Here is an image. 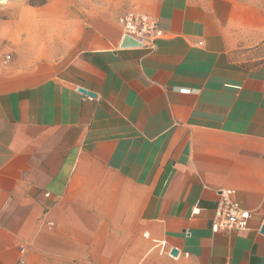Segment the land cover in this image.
<instances>
[{
	"label": "crops",
	"instance_id": "0c3cea01",
	"mask_svg": "<svg viewBox=\"0 0 264 264\" xmlns=\"http://www.w3.org/2000/svg\"><path fill=\"white\" fill-rule=\"evenodd\" d=\"M130 9L151 47H119ZM1 26L0 264H264V0H47ZM220 190L245 229L211 231Z\"/></svg>",
	"mask_w": 264,
	"mask_h": 264
},
{
	"label": "built area",
	"instance_id": "2783aa9c",
	"mask_svg": "<svg viewBox=\"0 0 264 264\" xmlns=\"http://www.w3.org/2000/svg\"><path fill=\"white\" fill-rule=\"evenodd\" d=\"M117 23L121 37H130L140 43L141 47H151L153 41L160 35L156 21L136 9L123 12ZM232 195L233 192L229 190L218 192L219 199L211 221L212 232L231 234L245 229L250 212L242 208Z\"/></svg>",
	"mask_w": 264,
	"mask_h": 264
},
{
	"label": "rangeland",
	"instance_id": "374dc122",
	"mask_svg": "<svg viewBox=\"0 0 264 264\" xmlns=\"http://www.w3.org/2000/svg\"><path fill=\"white\" fill-rule=\"evenodd\" d=\"M45 1L47 0H0V23L3 24L5 21L8 23L13 22L18 18L21 8L37 6L39 3ZM2 26L0 27V35L2 31L6 32L5 28L9 29V27ZM1 29L3 30L1 31ZM256 53L258 57H264V45L260 46ZM261 63H264V58L255 62V64Z\"/></svg>",
	"mask_w": 264,
	"mask_h": 264
},
{
	"label": "water",
	"instance_id": "95a60500",
	"mask_svg": "<svg viewBox=\"0 0 264 264\" xmlns=\"http://www.w3.org/2000/svg\"><path fill=\"white\" fill-rule=\"evenodd\" d=\"M120 48H134V47H141V44L138 43L137 41H135L134 39L128 37V36H124L120 42L119 45ZM78 91L84 95H87L89 97H95V94H93L92 92H89L83 88H78ZM262 233H264V227L262 228ZM176 250H172L171 251V255L175 256L176 255Z\"/></svg>",
	"mask_w": 264,
	"mask_h": 264
},
{
	"label": "trees",
	"instance_id": "16d2710c",
	"mask_svg": "<svg viewBox=\"0 0 264 264\" xmlns=\"http://www.w3.org/2000/svg\"><path fill=\"white\" fill-rule=\"evenodd\" d=\"M42 3H44V2H41V3H39L38 5H41ZM36 5V4H35Z\"/></svg>",
	"mask_w": 264,
	"mask_h": 264
}]
</instances>
